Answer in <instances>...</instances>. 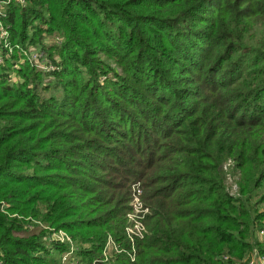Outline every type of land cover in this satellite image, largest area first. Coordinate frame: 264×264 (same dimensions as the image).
Masks as SVG:
<instances>
[{"label":"trees","instance_id":"16d2710c","mask_svg":"<svg viewBox=\"0 0 264 264\" xmlns=\"http://www.w3.org/2000/svg\"><path fill=\"white\" fill-rule=\"evenodd\" d=\"M3 30L0 264L264 256V0H25ZM134 181L143 237L105 261L131 249Z\"/></svg>","mask_w":264,"mask_h":264},{"label":"built area","instance_id":"2783aa9c","mask_svg":"<svg viewBox=\"0 0 264 264\" xmlns=\"http://www.w3.org/2000/svg\"><path fill=\"white\" fill-rule=\"evenodd\" d=\"M24 3L25 0H0V14H2L6 8L7 5L10 3ZM6 32L3 30L0 34V36H5ZM61 42V39L58 38L56 41ZM7 46V43L5 44ZM11 51V49H10ZM23 56L27 58V60L32 63L37 69L50 72L55 67L54 64L48 60L46 54L39 50L38 48L31 47L28 50L22 51ZM231 161L227 163V165H230ZM231 179L228 177V180ZM232 182V179H231ZM230 183V182H229ZM233 190L236 189V186L232 185ZM131 198H130V211L126 215V225H125V234L129 240L131 249L128 251H125L123 248L119 246V244L115 243L111 237L107 239V242L104 246L102 256L104 257V260L107 261L111 259L113 256V253H120V252H126L130 259L133 261L135 258V249L133 247L134 242L137 239H141L143 237V233L145 231V227L143 224V218L145 214L148 213V208L144 206L141 195H142V188L140 181L132 182L131 183ZM260 236L264 238V226L259 231ZM52 237L56 240L60 241H68L71 243L70 238L67 236L65 232L62 230H59L57 232L52 233ZM252 259L250 260V264H264V256L260 255L256 250L254 251L252 255Z\"/></svg>","mask_w":264,"mask_h":264},{"label":"rangeland","instance_id":"374dc122","mask_svg":"<svg viewBox=\"0 0 264 264\" xmlns=\"http://www.w3.org/2000/svg\"><path fill=\"white\" fill-rule=\"evenodd\" d=\"M59 37H60V36H59V35H56V34L53 35L52 37H46V38H45V42L48 43V44H53L54 42H56V39H58ZM6 47H9L8 43H7V46H6ZM26 50H28V49H26ZM22 51H24V50L21 48V50H19V54H20ZM53 57H54L53 59H55V61H58V58H59V60H60L59 55L57 56L56 54H54ZM58 92H59V91L52 92L51 90H49V91H43L42 94H43L44 96H49L50 94H56V95H57V94H59ZM228 181L231 183V179H229ZM134 182H136V181H134ZM129 211H130V210H129ZM129 211H128V212H129ZM128 212H127V214H128ZM127 214H126V215H127ZM114 255H115V254H113L112 256L114 257Z\"/></svg>","mask_w":264,"mask_h":264}]
</instances>
